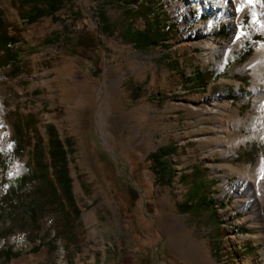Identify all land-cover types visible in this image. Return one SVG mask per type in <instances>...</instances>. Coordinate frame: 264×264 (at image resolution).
Wrapping results in <instances>:
<instances>
[{
    "label": "rangeland",
    "instance_id": "1",
    "mask_svg": "<svg viewBox=\"0 0 264 264\" xmlns=\"http://www.w3.org/2000/svg\"><path fill=\"white\" fill-rule=\"evenodd\" d=\"M258 3L158 0L157 17L170 37L143 49L123 37L127 27L146 28L144 19L126 14L133 5L66 0L61 21L43 17L25 25L16 0H0V17L21 30L18 72L0 67V252L19 256L0 258V264H264V61L255 62L264 31L261 20L254 25ZM234 8L243 11L245 37L236 46L240 36L229 19ZM101 14L111 32L103 31ZM65 26L84 48L65 43ZM199 27L216 30L217 48L203 47ZM73 50L80 55L71 56ZM105 79L126 119L125 129L114 130L118 139L108 138L109 147L92 119L86 132L80 126L89 103L93 117ZM133 94L140 97L132 100ZM216 107L221 111L209 110ZM31 114L45 143L51 125L71 141L67 162L81 211L75 222L64 221L35 186L5 199L31 168L32 148L18 156L14 130L18 117ZM170 145L178 148L168 156L173 182L157 184L147 159ZM19 164L23 170L14 175ZM195 166L198 177L191 176ZM198 189L213 201L185 208L188 194ZM36 205L40 217L34 221ZM187 250L194 262L183 254Z\"/></svg>",
    "mask_w": 264,
    "mask_h": 264
},
{
    "label": "trees",
    "instance_id": "2",
    "mask_svg": "<svg viewBox=\"0 0 264 264\" xmlns=\"http://www.w3.org/2000/svg\"><path fill=\"white\" fill-rule=\"evenodd\" d=\"M66 0H16L21 11L22 23L30 25L37 22L43 17H51L54 21L59 22L61 19L58 12L63 8ZM110 2L133 5L136 8H128L126 14L135 19H144L146 28L144 30L127 27L123 32V37L127 42L133 43L136 46L146 49L153 46H160L166 43L170 37L171 31L159 23V18L156 13L158 0H109ZM102 29L105 33L111 32L112 25L104 14L99 16ZM171 27H169L170 29ZM21 30L17 25L11 24L0 17V67H10L11 73L18 72V66L21 60V51L19 43L21 41ZM73 31L65 26L62 38L66 40L67 45L84 48L81 44L80 36L73 41ZM71 56H77L74 50L70 53ZM96 71L97 64H93ZM19 75V74H18ZM203 78V77H201ZM139 95H132V100H137ZM38 119L31 114L26 119L17 118L14 127L17 139L15 152L18 156H22L28 147L32 148L30 156V171L19 179V187L13 188L10 194L5 195V199H10L12 194H17L18 190L27 186H35L48 199L49 203L55 208L60 209L64 221L75 222L78 220L81 211L77 206L72 192V178L70 176L67 150L71 148L70 139L63 141L56 128L49 126L47 134L49 139L47 143L39 136ZM34 134L32 137L31 134ZM176 145L162 147L159 150L151 153L148 156V161L151 162L152 170L157 176L155 183L167 185L173 182L174 170L168 156L176 154ZM52 170V171H51ZM51 171V172H50ZM200 168L195 166L191 176H199ZM187 174L181 176V181L189 180ZM198 181V179H195ZM193 185V180H192ZM213 201L208 200V195H202L200 190L190 192L188 194L184 206L191 209L194 202L200 206H206ZM41 206L36 205L31 208V218L37 221L40 217ZM218 252V250H216ZM19 253H13L10 249H4L0 252V258L9 261L12 257H18Z\"/></svg>",
    "mask_w": 264,
    "mask_h": 264
},
{
    "label": "bare ground",
    "instance_id": "3",
    "mask_svg": "<svg viewBox=\"0 0 264 264\" xmlns=\"http://www.w3.org/2000/svg\"><path fill=\"white\" fill-rule=\"evenodd\" d=\"M218 1H219V4L226 6V7H231L238 2V0H218ZM258 7H259V13L254 15V25H256V23L258 22V19L261 20L260 26H261V29L264 31V0H259ZM242 14H243V11H239L236 8L230 10L229 19L235 22L237 30H238L237 34H239L240 36V39H235V44H234L235 46L239 45L241 43V40H244L245 38L243 33H241V26H240ZM215 32L216 30L211 29V28H208V29L206 27L198 28L197 34L201 38V40H203V44H202L203 47L210 49V50H213L218 47L212 40V37L215 34ZM263 61H264V44H261L257 51V56L255 59L256 66L261 65ZM112 84L113 83L109 82L107 79L104 80L103 86L101 87L96 97L97 108L93 114V117L91 118L93 104L89 103L88 110L84 112V114L82 115L80 119V126L84 132H86L89 129L90 124H91V119H92V122L94 123L99 135L102 137L107 147H109V144H108L109 137H112V138L114 137L115 139H118L116 135L114 136L115 134L114 130H117L118 128L123 130L125 129V125H126V119H122L124 111L123 109L118 108L117 106L118 101L114 95ZM209 110L212 112H216V113L221 111L220 107H216V109H209ZM1 124H2V121L0 120V126ZM120 129H118L119 132L121 131ZM262 164H263V167H261L259 170V175L261 176L260 177L261 179H259V190L260 191L264 189V162ZM22 170H23V165L22 164L17 165L14 175L20 174ZM243 189L245 190L246 187L244 186ZM183 254L186 257H188L192 262H194L193 254L191 253L190 250H187ZM196 261H198L199 263H202L203 260H201L200 258V259H197Z\"/></svg>",
    "mask_w": 264,
    "mask_h": 264
},
{
    "label": "crops",
    "instance_id": "4",
    "mask_svg": "<svg viewBox=\"0 0 264 264\" xmlns=\"http://www.w3.org/2000/svg\"><path fill=\"white\" fill-rule=\"evenodd\" d=\"M192 79H193V78H192ZM192 79L189 81V83H193V80H192Z\"/></svg>",
    "mask_w": 264,
    "mask_h": 264
}]
</instances>
